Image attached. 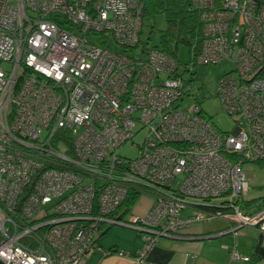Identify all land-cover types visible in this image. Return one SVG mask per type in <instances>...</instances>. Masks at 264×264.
Returning a JSON list of instances; mask_svg holds the SVG:
<instances>
[{
  "label": "built area",
  "instance_id": "1",
  "mask_svg": "<svg viewBox=\"0 0 264 264\" xmlns=\"http://www.w3.org/2000/svg\"><path fill=\"white\" fill-rule=\"evenodd\" d=\"M186 1L203 12L200 64L238 51L223 105L236 118L231 133L196 106L180 109L185 82L171 77V57L154 50L140 60V0H0L2 264H84L113 223L141 229V259L159 238L189 237L214 219L233 235L264 233V206L244 208L242 170L264 159V0ZM142 129L136 157L117 155ZM139 182L153 204L117 220ZM212 203L228 209L203 208Z\"/></svg>",
  "mask_w": 264,
  "mask_h": 264
},
{
  "label": "crops",
  "instance_id": "2",
  "mask_svg": "<svg viewBox=\"0 0 264 264\" xmlns=\"http://www.w3.org/2000/svg\"><path fill=\"white\" fill-rule=\"evenodd\" d=\"M154 202V200H153ZM151 203L133 210V217L145 216ZM137 203V202H136ZM215 222V223H214ZM229 227L228 222L214 219L206 223H196L189 230V236L210 237ZM112 228H120L114 234ZM111 236H101L98 240L99 250L94 251L84 264H264V234L251 227H244L236 235L227 234L205 240L159 238L146 252L143 259L138 256L143 247L142 232L121 226H113ZM249 257V262L235 261L231 253Z\"/></svg>",
  "mask_w": 264,
  "mask_h": 264
},
{
  "label": "rangeland",
  "instance_id": "3",
  "mask_svg": "<svg viewBox=\"0 0 264 264\" xmlns=\"http://www.w3.org/2000/svg\"><path fill=\"white\" fill-rule=\"evenodd\" d=\"M164 29V16L162 13H157L153 19L144 20L141 39L143 42L148 41V47L160 46L161 48H168L170 52H173V42L162 44L160 41V32ZM228 34L229 31L226 32L224 37L226 39V44L229 47V43L232 42L234 44V41L233 39H230L232 34H229V37ZM93 40L97 41L95 44L100 45L99 43L102 41V38H95ZM114 50L118 51L117 48H114ZM188 54V47L182 43H179L177 48V57L181 64L184 65L186 62H188ZM226 57L227 59L224 60ZM238 57V51L229 47L224 56L221 55L220 60H222L217 62L215 65L208 67L203 72V75L200 78L201 80L199 79L198 82H195L191 86L189 96H184V94H182L183 100L178 103V105H180V109L186 114L190 115L193 112L195 103L199 104L200 108L203 109V111L199 113L201 116H203L204 120L209 121L223 133H231L234 131L236 126V118L230 115L223 105L225 94H227V85L229 84L228 76L233 73L234 64L236 65L235 62H237ZM3 67L5 68L4 65ZM185 77L186 76L183 78ZM250 77L252 76H248L246 81H248V78ZM193 97H196V101L193 100ZM201 101L202 103H200ZM139 128L140 126L138 125L136 131ZM146 133V129L140 130L131 140H128L124 145L117 148L116 154L128 159H134L137 155V145H140ZM242 170L248 184V191L243 197L244 200L251 201L264 197V169L260 168L255 163H245L242 166ZM153 200L154 197L151 192L142 193L137 203L132 207L131 213H133V210L135 211L138 207H141L146 203L153 202ZM188 211L189 210L185 211V214L189 213ZM130 214L128 216L130 218L133 217ZM118 229L120 228H112L111 230H113L114 234H116V230ZM111 230L105 235L111 236ZM261 233L264 234L263 232Z\"/></svg>",
  "mask_w": 264,
  "mask_h": 264
},
{
  "label": "trees",
  "instance_id": "4",
  "mask_svg": "<svg viewBox=\"0 0 264 264\" xmlns=\"http://www.w3.org/2000/svg\"><path fill=\"white\" fill-rule=\"evenodd\" d=\"M141 2V31L138 45L136 46V50L139 53V58L142 61L148 56L150 51H160L165 53L169 57H171L175 61L176 69L174 74L171 76L172 78L177 75L180 79H182L185 84L183 91L184 96H189V91L191 86L198 82V80L202 77L203 72L210 66L214 64H200L198 58L202 55L203 44L207 39V35L205 33V22L202 20V11L197 6H192L186 0H140ZM216 6L220 7V0H215ZM162 13L165 21V29L160 32V41L162 44H166L168 42H173L174 51L170 52L168 48H161L160 46L148 47V41L143 42L141 39L142 36V28L143 22L146 19H153L155 14ZM236 26L235 23H233ZM94 41V44L95 40ZM182 43L188 47V55L189 60L186 64H181L177 57V48L178 44ZM135 51V50H134ZM225 58L224 60H226ZM233 70V67H232ZM231 70V71H232ZM229 71V72H231ZM227 72V73H229ZM176 76V77H177ZM186 76L185 78H183ZM201 80V79H200ZM200 89V87H199ZM203 95V94H202ZM183 96V95H182ZM183 100V97L179 99L180 103ZM193 100L196 101V97H193ZM202 103V101L200 102ZM195 106L199 109V112L203 111L200 108L199 104L195 103ZM203 117V116H202ZM122 157V156H121ZM125 158V157H124ZM128 159V158H126ZM260 168L264 169V159L258 160L255 162ZM145 186V187H144ZM150 186L148 184H144L143 182L137 183L134 187H129L125 198L123 199L120 208L115 211L112 215L119 221H126L128 215L131 213L132 207L138 201L140 195L142 193L148 192ZM206 204L203 208L210 210L211 212H221L224 209H228V207H223L219 203ZM264 206V197L245 201L244 208H260ZM113 226L104 227L102 229L103 236L107 233Z\"/></svg>",
  "mask_w": 264,
  "mask_h": 264
},
{
  "label": "water",
  "instance_id": "5",
  "mask_svg": "<svg viewBox=\"0 0 264 264\" xmlns=\"http://www.w3.org/2000/svg\"><path fill=\"white\" fill-rule=\"evenodd\" d=\"M112 226H121V227H125V228H130V229H134V230H138V231H141V229L137 228V227H134L132 225H125V224H120V223H113ZM228 229V228H227ZM224 230L222 232H219L218 234L216 235H211L210 237H205V236H198V237H193V236H189V237H176V236H165L164 238H168V239H172V240H181V239H195V238H198V239H205V240H208L209 238H215V237H219V236H224V235H227V234H231L233 232V230ZM0 264H2L0 262Z\"/></svg>",
  "mask_w": 264,
  "mask_h": 264
}]
</instances>
